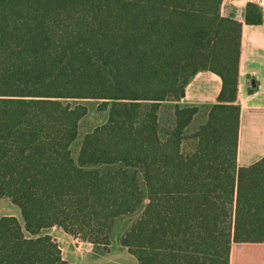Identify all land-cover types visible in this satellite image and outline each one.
I'll return each instance as SVG.
<instances>
[{
	"label": "trees",
	"instance_id": "trees-1",
	"mask_svg": "<svg viewBox=\"0 0 264 264\" xmlns=\"http://www.w3.org/2000/svg\"><path fill=\"white\" fill-rule=\"evenodd\" d=\"M222 3L0 0V198L23 219L0 217V264H70L42 230L108 248L112 223L141 205L122 237L139 264H237L242 252L261 260L264 157L237 163L244 23ZM262 22L261 3H248L246 23ZM203 69L222 79L217 102L180 104ZM85 99L108 117L76 160ZM167 101L174 124L162 138Z\"/></svg>",
	"mask_w": 264,
	"mask_h": 264
},
{
	"label": "crops",
	"instance_id": "crops-1",
	"mask_svg": "<svg viewBox=\"0 0 264 264\" xmlns=\"http://www.w3.org/2000/svg\"><path fill=\"white\" fill-rule=\"evenodd\" d=\"M247 5L246 2L223 0L221 7L224 16L244 23L238 96V102L241 105L237 155L239 167L251 165L264 157V0L261 2L263 13L261 24L246 23ZM221 89L222 79L218 74L207 69L199 70L188 81L185 96L179 103L201 107L213 105L217 102ZM142 212L143 210L137 218ZM42 234H50L57 240L63 257L70 264L102 263L103 254L99 251L100 246L104 247L103 245L81 241L58 226L46 228L42 230ZM122 237L121 246L133 258L134 264H139L127 247L122 245ZM261 261L263 262L262 258L257 261V264Z\"/></svg>",
	"mask_w": 264,
	"mask_h": 264
},
{
	"label": "rangeland",
	"instance_id": "rangeland-1",
	"mask_svg": "<svg viewBox=\"0 0 264 264\" xmlns=\"http://www.w3.org/2000/svg\"><path fill=\"white\" fill-rule=\"evenodd\" d=\"M87 108V114L81 119L79 124V134L77 139L72 143V155L77 160L79 149L82 143L84 136L93 131L95 127L103 124L108 117V110H100L99 104L100 101L96 99H85L81 100ZM160 130L162 138H166L168 130L173 127L174 124V102L167 101L163 102L160 107ZM206 119V111H201L193 120L191 125L188 128L187 134L195 132L199 126ZM192 140L188 139L185 143V149L191 146ZM140 184L144 192H146L145 185L142 180V176H139ZM143 206L137 210V212L129 215H123L118 217L111 225L108 233L111 240V245L109 248L100 246V251L103 254L102 263L100 264H134L133 258H131L130 254L126 252V250L121 246V237L125 233V231L130 227L131 222L134 221L138 215L143 210ZM3 215H15L17 216L21 222H23L20 208L15 205L10 198L2 197L0 198V217ZM30 236L29 233H27ZM252 250V249H251ZM258 253L255 252V255H258V258H262L260 264H264V246L255 249ZM247 255V254H246ZM242 252L238 255L237 264H257L254 255H248L250 258L247 259V256ZM133 256V255H132ZM135 261L138 262L137 258L133 256Z\"/></svg>",
	"mask_w": 264,
	"mask_h": 264
},
{
	"label": "built area",
	"instance_id": "built-area-1",
	"mask_svg": "<svg viewBox=\"0 0 264 264\" xmlns=\"http://www.w3.org/2000/svg\"><path fill=\"white\" fill-rule=\"evenodd\" d=\"M232 2H246V3H250V2H256V3H261L262 0H230Z\"/></svg>",
	"mask_w": 264,
	"mask_h": 264
}]
</instances>
